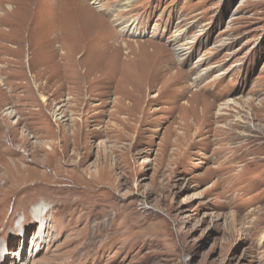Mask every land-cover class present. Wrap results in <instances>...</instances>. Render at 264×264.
Instances as JSON below:
<instances>
[{
  "label": "rangeland",
  "instance_id": "obj_1",
  "mask_svg": "<svg viewBox=\"0 0 264 264\" xmlns=\"http://www.w3.org/2000/svg\"><path fill=\"white\" fill-rule=\"evenodd\" d=\"M2 251L264 264V0H0Z\"/></svg>",
  "mask_w": 264,
  "mask_h": 264
},
{
  "label": "bare ground",
  "instance_id": "obj_2",
  "mask_svg": "<svg viewBox=\"0 0 264 264\" xmlns=\"http://www.w3.org/2000/svg\"><path fill=\"white\" fill-rule=\"evenodd\" d=\"M99 0H94V3H96L97 4V2H98ZM82 8L81 9H86V7H84L83 5L81 6ZM95 15V14H94ZM93 15V16H94ZM95 17H96V15H95ZM105 28L107 29L108 28V25L106 24L105 25ZM112 38H113V35H112V33L110 32V31H106L103 35H100V36H98V39H97V41L98 42H105L106 44H108L109 42H112ZM109 44H111V43H109ZM133 45V44H132ZM137 48H135V51L133 52V55H135L134 56V58H135V60H134V62L135 63H133L132 62V65L133 66H137V67H139V70L142 72V73H145V72H148V71H146L145 70V67H147V64H148V62H149V58H147V57H143L142 56V58L141 59H139V60H136V56L138 55V54H140L139 53V51L141 50V48L142 47H140V46H144V44L142 45V43H139V44H137ZM126 47V46H125ZM44 49H45V51H44V53L42 54V58H46V57H52L53 56V53H52V47H48V46H45L44 47ZM150 51V50H149ZM148 55H149V57H151L150 56V54H149V52H148ZM49 58V59H50ZM133 58V59H134ZM48 59V60H49ZM132 59V60H133ZM131 60V61H132ZM40 61H41V59H40ZM153 62H154V60H153ZM131 64V63H130ZM154 68V67H153ZM145 70V71H144ZM144 71V72H143ZM106 81V80H105ZM136 90H138L139 91V89H140V86H137L136 88H135ZM235 158V157H234ZM45 207L44 206H41V205H39V206H37V207H35L34 208V211H33V213H34V215L38 218V219H40L42 216H43V212H45ZM1 257H3L4 256V253H3V251H2V253H1V255H0Z\"/></svg>",
  "mask_w": 264,
  "mask_h": 264
}]
</instances>
